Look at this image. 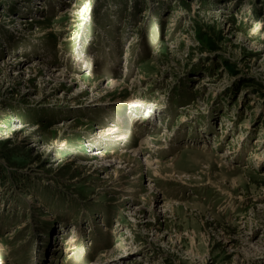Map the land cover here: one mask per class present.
<instances>
[{"label":"rangeland","instance_id":"374dc122","mask_svg":"<svg viewBox=\"0 0 264 264\" xmlns=\"http://www.w3.org/2000/svg\"><path fill=\"white\" fill-rule=\"evenodd\" d=\"M0 264H264V0H0Z\"/></svg>","mask_w":264,"mask_h":264},{"label":"bare ground","instance_id":"6f19581e","mask_svg":"<svg viewBox=\"0 0 264 264\" xmlns=\"http://www.w3.org/2000/svg\"><path fill=\"white\" fill-rule=\"evenodd\" d=\"M28 1H32V0H28ZM43 9V8H42ZM65 31V30H64ZM47 74H53L52 73V71H50V70H47V72H46ZM52 76V75H51ZM119 85V83H117L116 81L114 82H111L110 84H109V87L110 88H113V87H116V86H118ZM94 89H96V90H98L99 88L97 87V86H95L94 87ZM107 90H109L108 89V87H105L102 91H107ZM97 95V94H96ZM129 101V100H128ZM127 101V102H128ZM115 130V129H114ZM114 133H116V131H109V130H107L106 132H99V133H97L98 135H100V136H102V135H104L105 137H109L110 135H112V134H114ZM114 136H115V134H114ZM116 137V136H115ZM110 138H112V137H110ZM117 138V137H116ZM116 138H115V140H116ZM120 138V137H119ZM121 140V139H120ZM136 154L137 156L138 155H140L141 153H142V149H141V147H139V148H137V149H135L133 152H132V154ZM133 154V155H134ZM93 158H95V157H93ZM115 160H117V161H119L118 162V165H120L121 163H120V159L119 158H114V157H106V156H104V155H101L100 157H99V161H100V163H101V165L103 166V167H110L111 165H112V163L113 162H115ZM94 161V160H93ZM148 161V160H147ZM146 160H144V165H146V166H148V167H150V164H149V162H147ZM123 190V189H122ZM70 243H72V242H63V243H61V245L63 246H65V245H69ZM75 248V247H74ZM73 248H70L68 251H71ZM69 256V255H68Z\"/></svg>","mask_w":264,"mask_h":264}]
</instances>
